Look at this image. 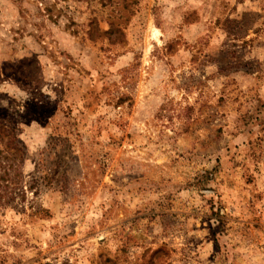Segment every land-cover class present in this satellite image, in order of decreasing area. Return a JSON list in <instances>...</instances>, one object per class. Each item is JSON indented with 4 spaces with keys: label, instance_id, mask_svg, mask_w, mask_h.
Returning <instances> with one entry per match:
<instances>
[{
    "label": "rangeland",
    "instance_id": "obj_1",
    "mask_svg": "<svg viewBox=\"0 0 264 264\" xmlns=\"http://www.w3.org/2000/svg\"><path fill=\"white\" fill-rule=\"evenodd\" d=\"M0 264H264V0H0Z\"/></svg>",
    "mask_w": 264,
    "mask_h": 264
}]
</instances>
